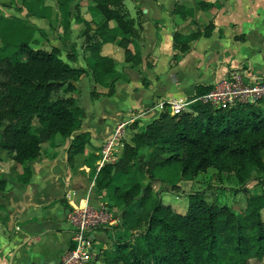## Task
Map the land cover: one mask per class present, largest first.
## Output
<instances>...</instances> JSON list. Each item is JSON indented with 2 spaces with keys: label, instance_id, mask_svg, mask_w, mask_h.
Instances as JSON below:
<instances>
[{
  "label": "trees",
  "instance_id": "16d2710c",
  "mask_svg": "<svg viewBox=\"0 0 264 264\" xmlns=\"http://www.w3.org/2000/svg\"><path fill=\"white\" fill-rule=\"evenodd\" d=\"M190 1L181 0L175 12L192 14ZM196 4L204 9L213 5L204 0ZM60 11L67 32V2ZM92 14L101 17L94 26L78 13L74 17L83 25V47L93 58L91 74L101 84L114 71L112 57L100 52L104 42L124 47L125 59L133 64L141 60L139 50L127 48V35H137L140 22L129 15L124 0H92ZM212 28L209 22L202 32H176L174 47L186 51L191 39L200 32L208 35ZM35 31L36 26L21 16L0 15V152L13 160V171L20 166V182L30 179L27 162L41 154L43 141L68 139L72 162L89 140L88 131L80 128L81 111L74 96V81L88 70L71 65L56 45L41 46ZM210 87L196 84L187 96L193 100L179 113L166 107L144 126L130 123L134 131L117 158L93 167L94 189L125 205L121 225L129 231L126 238H118L114 226H97L112 241L101 259L96 257L97 264H264V99L229 108L194 99ZM97 94L91 91L92 97ZM209 168L233 176L238 190L256 181L257 190L247 195L242 211L209 201L204 189L187 191L183 212L163 201L161 192L168 185ZM116 169L120 174L115 181ZM144 178L147 182L142 184ZM3 184L0 179V188Z\"/></svg>",
  "mask_w": 264,
  "mask_h": 264
},
{
  "label": "crops",
  "instance_id": "0c3cea01",
  "mask_svg": "<svg viewBox=\"0 0 264 264\" xmlns=\"http://www.w3.org/2000/svg\"><path fill=\"white\" fill-rule=\"evenodd\" d=\"M128 1L124 3L129 15L140 22L138 34L127 35V48L140 51L138 64L125 59L124 47L104 42L100 52L112 57L114 71L100 84L91 74L93 58L79 35L73 36L71 25L68 33L59 34L60 44H54L71 65L88 70L74 81L80 128L89 133L84 151L69 162L68 139L56 136L43 141L41 154L27 162L32 170L27 182L17 180L20 166L13 171V160L6 151L0 152V179H4L0 188V264L52 263L73 244L66 208L104 201V191L94 189L91 167L97 169L100 145L118 120L136 115L134 121L144 126L159 114V99H187L196 84L212 85L233 67L264 77V0H204L213 3L206 9L191 0L194 11L185 17L175 12L181 0ZM97 21H101L99 15L94 16V25ZM209 22L213 28L204 35L201 32ZM197 30L200 34L189 41L186 51L174 47L176 32L186 35ZM94 89L98 94L92 97ZM96 240L112 245L102 229L95 230L93 242ZM92 261L99 262L93 247Z\"/></svg>",
  "mask_w": 264,
  "mask_h": 264
},
{
  "label": "rangeland",
  "instance_id": "374dc122",
  "mask_svg": "<svg viewBox=\"0 0 264 264\" xmlns=\"http://www.w3.org/2000/svg\"><path fill=\"white\" fill-rule=\"evenodd\" d=\"M64 2H67L70 8L69 19L73 29L72 34L75 38L79 35L83 42V36L80 34L83 25L76 22L74 16L76 13L82 17L85 16L94 26L92 0H0V15H18L34 24L36 26L35 36L39 44L49 47L50 45L60 44L59 34L61 32L63 34L68 33L63 28L60 11ZM126 3L128 4L129 1L127 0ZM33 46L37 45L33 44ZM169 112L171 113L170 110ZM130 128L117 145L116 158L120 153L125 137H130V134L134 131V127ZM91 172L93 173V167H91ZM119 174L120 172L116 169L114 173L115 181L118 179ZM146 182L147 180L144 178L142 184ZM246 186L247 189L238 190L236 188L239 187V183L233 176L219 175L215 169L209 168L191 179L180 180L177 185H168L167 189L161 192V195L165 203H170L176 210L183 212L188 201L187 191L204 189L205 196L209 201H215L219 204L225 203L236 211H242L247 195L256 191L258 185L256 181L251 180L247 182ZM154 188H157V186ZM102 203L109 207L117 218V223L114 224L115 236L126 238L129 231L123 229L121 225L125 205L113 203L105 196ZM110 244L109 241L100 242L96 240L92 242L91 247H93L96 257L101 259L102 252L110 248ZM262 261H264V258ZM92 262L91 259L89 264H93Z\"/></svg>",
  "mask_w": 264,
  "mask_h": 264
},
{
  "label": "built area",
  "instance_id": "2783aa9c",
  "mask_svg": "<svg viewBox=\"0 0 264 264\" xmlns=\"http://www.w3.org/2000/svg\"><path fill=\"white\" fill-rule=\"evenodd\" d=\"M213 107L229 108L241 103H256L264 99V77H255L242 67L231 68L226 75L216 80L211 87L195 97ZM193 99L168 97L159 99L156 106L159 110L168 107L171 113H179ZM136 115L118 120L112 133L100 145L97 169L105 162L116 159L117 145L124 137L126 127ZM68 220L73 228V244L52 263L47 264H87L92 259L91 244L97 226H114L117 218L105 204L91 205L88 202L72 204Z\"/></svg>",
  "mask_w": 264,
  "mask_h": 264
},
{
  "label": "water",
  "instance_id": "95a60500",
  "mask_svg": "<svg viewBox=\"0 0 264 264\" xmlns=\"http://www.w3.org/2000/svg\"><path fill=\"white\" fill-rule=\"evenodd\" d=\"M70 209H71V205H68V207L66 208V212H69Z\"/></svg>",
  "mask_w": 264,
  "mask_h": 264
}]
</instances>
